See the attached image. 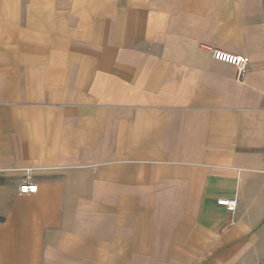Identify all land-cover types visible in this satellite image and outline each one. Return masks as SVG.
Wrapping results in <instances>:
<instances>
[{
    "label": "crops",
    "instance_id": "0c3cea01",
    "mask_svg": "<svg viewBox=\"0 0 264 264\" xmlns=\"http://www.w3.org/2000/svg\"><path fill=\"white\" fill-rule=\"evenodd\" d=\"M263 14L0 0V264H264Z\"/></svg>",
    "mask_w": 264,
    "mask_h": 264
},
{
    "label": "built area",
    "instance_id": "2783aa9c",
    "mask_svg": "<svg viewBox=\"0 0 264 264\" xmlns=\"http://www.w3.org/2000/svg\"><path fill=\"white\" fill-rule=\"evenodd\" d=\"M262 24L264 27V14L262 16ZM201 47L210 52L211 56L215 60L234 65L237 68L239 78H242L247 72L250 63V58L248 56L242 54H231L207 44H202ZM37 190V184L32 180L30 172L27 171L25 179L19 187V192L21 194H32L37 192ZM218 204L225 207L228 211L235 212L238 207V200L236 198H222L218 200Z\"/></svg>",
    "mask_w": 264,
    "mask_h": 264
},
{
    "label": "rangeland",
    "instance_id": "374dc122",
    "mask_svg": "<svg viewBox=\"0 0 264 264\" xmlns=\"http://www.w3.org/2000/svg\"><path fill=\"white\" fill-rule=\"evenodd\" d=\"M260 259H261V257H260ZM249 261H251V257L249 258ZM261 261V260H260Z\"/></svg>",
    "mask_w": 264,
    "mask_h": 264
}]
</instances>
